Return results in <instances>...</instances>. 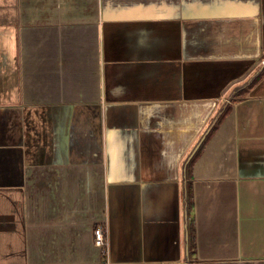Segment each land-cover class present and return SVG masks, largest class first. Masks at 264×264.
<instances>
[{
	"label": "crops",
	"instance_id": "crops-1",
	"mask_svg": "<svg viewBox=\"0 0 264 264\" xmlns=\"http://www.w3.org/2000/svg\"><path fill=\"white\" fill-rule=\"evenodd\" d=\"M0 264H264V0H0Z\"/></svg>",
	"mask_w": 264,
	"mask_h": 264
},
{
	"label": "built area",
	"instance_id": "built-area-1",
	"mask_svg": "<svg viewBox=\"0 0 264 264\" xmlns=\"http://www.w3.org/2000/svg\"><path fill=\"white\" fill-rule=\"evenodd\" d=\"M95 242L98 246L104 248V252L107 253L106 231L102 225H98L95 228Z\"/></svg>",
	"mask_w": 264,
	"mask_h": 264
},
{
	"label": "trees",
	"instance_id": "trees-1",
	"mask_svg": "<svg viewBox=\"0 0 264 264\" xmlns=\"http://www.w3.org/2000/svg\"><path fill=\"white\" fill-rule=\"evenodd\" d=\"M191 198H192V196H191ZM191 207H192V203H191Z\"/></svg>",
	"mask_w": 264,
	"mask_h": 264
}]
</instances>
